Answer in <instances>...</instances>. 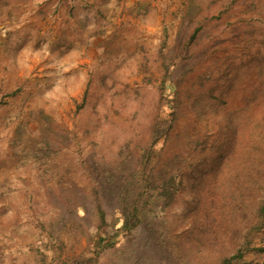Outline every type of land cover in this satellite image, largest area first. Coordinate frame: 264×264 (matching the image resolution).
Wrapping results in <instances>:
<instances>
[{"label":"rangeland","instance_id":"374dc122","mask_svg":"<svg viewBox=\"0 0 264 264\" xmlns=\"http://www.w3.org/2000/svg\"><path fill=\"white\" fill-rule=\"evenodd\" d=\"M249 262L264 0H0V264Z\"/></svg>","mask_w":264,"mask_h":264},{"label":"trees","instance_id":"16d2710c","mask_svg":"<svg viewBox=\"0 0 264 264\" xmlns=\"http://www.w3.org/2000/svg\"><path fill=\"white\" fill-rule=\"evenodd\" d=\"M167 190L169 191L168 192V198L171 199L173 197V192L170 191V189H167ZM99 216L102 220H104L103 210H99ZM136 224H137V222H133L132 219L129 217V218L124 219L122 226H125L127 229H130V228L134 227ZM106 243H109V241H107ZM229 261L231 262V259ZM249 264H264V263L263 262H249Z\"/></svg>","mask_w":264,"mask_h":264}]
</instances>
